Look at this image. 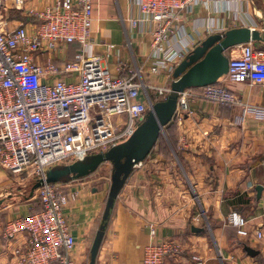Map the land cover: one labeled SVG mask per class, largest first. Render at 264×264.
Returning a JSON list of instances; mask_svg holds the SVG:
<instances>
[{"label":"built area","instance_id":"2783aa9c","mask_svg":"<svg viewBox=\"0 0 264 264\" xmlns=\"http://www.w3.org/2000/svg\"><path fill=\"white\" fill-rule=\"evenodd\" d=\"M29 1L0 0V169L37 183L57 164L84 161L128 142L150 107L172 93V83L146 86L142 69L126 61L118 62L117 75L110 72L106 61L119 49L104 44L105 51L97 52L93 0H58L27 9ZM212 1L129 0L137 15L123 19L128 44L133 35L151 36L149 76L174 79L176 68L193 51L188 20L195 32L205 28L211 35L224 34L218 18L200 24L192 18L198 8L209 10ZM4 10L26 14L34 22L12 27ZM73 45L78 49L68 60ZM224 77L233 84L264 85V51L254 43L233 48ZM196 98L230 108L240 104L237 94L218 81L180 93L173 120L180 124L192 115L190 102ZM36 192L41 210L8 221L2 237L7 242L26 237L25 246L14 251L19 264H74L77 239L64 214L69 194L62 184L47 183ZM228 221L238 235L248 236L244 218L233 213ZM256 236L264 235L258 230ZM181 254L182 247L172 239L151 241L144 247L142 264H166ZM190 264L204 261L194 257Z\"/></svg>","mask_w":264,"mask_h":264},{"label":"crops","instance_id":"0c3cea01","mask_svg":"<svg viewBox=\"0 0 264 264\" xmlns=\"http://www.w3.org/2000/svg\"><path fill=\"white\" fill-rule=\"evenodd\" d=\"M57 1L30 0L27 9ZM131 13L137 15L129 0H93L92 39L99 54L105 51L104 44L118 47L119 52L106 61L113 75L118 74V62L126 61L147 77L152 64L151 36L133 35L132 45L128 44L123 19ZM4 15L12 27L34 22L26 14L4 10ZM214 17L221 20L225 32L251 28L264 37V0H213L209 10L198 8L192 18L200 24ZM188 21L194 50L211 34L205 28L195 32L193 22ZM254 44L264 51V42ZM77 49L78 45L70 48L68 60ZM232 54L233 49L226 53ZM149 80L155 87L174 81L164 74L150 75ZM219 82L237 94L240 104L230 108L196 98L190 102L192 115L183 123L171 122L174 144L165 131L163 149L157 143L147 159L133 168L116 200L96 264H142L146 245L168 239L180 244L182 254L168 258L166 264H190L194 257L204 264H264V236H256L258 230L264 235V191L260 199L256 191L264 187V85L233 84L225 77ZM109 164L89 177L62 183L69 194L64 214L77 239L74 264H89L110 193L107 172L112 167L103 168ZM6 173L0 169V180ZM20 196L22 191L0 200V264H19L14 251L27 242L24 236L12 242L2 237L8 221L34 211L32 201H21ZM233 213L246 220L248 236L238 235L229 223ZM192 227L204 231L196 234ZM245 246L258 251V256L250 257Z\"/></svg>","mask_w":264,"mask_h":264},{"label":"water","instance_id":"95a60500","mask_svg":"<svg viewBox=\"0 0 264 264\" xmlns=\"http://www.w3.org/2000/svg\"><path fill=\"white\" fill-rule=\"evenodd\" d=\"M264 42V37L251 28L231 29L224 34L210 35L197 46L176 68L171 84L172 93L165 101L150 107L146 121L126 143L113 147L106 153L86 158L84 161L52 168L47 172L45 181L35 183L31 197L43 184H65L84 179L94 174L103 164L111 163L113 172L111 188L107 198L99 230L90 251L89 264H96L105 233L114 210L116 200L133 172V168L142 163L156 146L165 128L173 121L179 94L188 89L204 88L216 84L229 70L227 51L247 43ZM258 199L264 191L263 186L256 188ZM202 228L192 227V232L200 234ZM245 252L252 258L258 251L245 246Z\"/></svg>","mask_w":264,"mask_h":264},{"label":"rangeland","instance_id":"374dc122","mask_svg":"<svg viewBox=\"0 0 264 264\" xmlns=\"http://www.w3.org/2000/svg\"><path fill=\"white\" fill-rule=\"evenodd\" d=\"M141 80L144 82V84L147 85H151L150 80H149V76L147 75V77H145L144 75L141 77ZM149 94H151V91L148 89ZM166 130L163 131L162 133V141L164 142L165 140V132ZM162 141L160 143H162ZM91 157V156H89ZM111 165V166H110ZM65 166L63 164H57L55 165L53 168L56 167H62ZM110 168L112 167V171H108L107 172V176L109 178V182L110 185L112 184L111 181V176H112V172H113V166L110 163L109 165H105L103 166V168ZM6 172V171H5ZM6 177L3 178L2 180H0V200L4 201L6 200V195L8 193H13V192H19L22 191L23 192V196L21 197V201L24 200H30L32 201L33 204V210L34 211H38L41 209L40 207V203H39V197H38V192H34V196L31 197L33 188L35 186V182L34 179L31 178H27L25 175H13L11 173H6ZM23 185V186H22ZM0 208H2V205L0 204ZM32 210V211H33Z\"/></svg>","mask_w":264,"mask_h":264},{"label":"trees","instance_id":"16d2710c","mask_svg":"<svg viewBox=\"0 0 264 264\" xmlns=\"http://www.w3.org/2000/svg\"><path fill=\"white\" fill-rule=\"evenodd\" d=\"M171 124V123H170ZM168 125L167 127H166V132H167V134H168V136H169V138H170V141H171V143L172 144H174L173 142V138H172V136H171V132H172V127H171V125ZM162 141V136H160V138H159V140H158V144H159V146H161V148L163 149V146H164V144H165V141L163 142L162 141V143H160ZM157 145V144H156ZM165 153V152H164ZM167 155V154H166ZM40 207H41V205H40ZM41 210V209H40ZM40 210H38V211H33L32 213H36V212H39Z\"/></svg>","mask_w":264,"mask_h":264}]
</instances>
